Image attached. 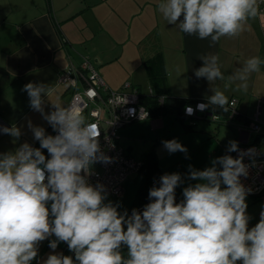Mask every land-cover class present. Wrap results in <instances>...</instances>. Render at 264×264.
I'll list each match as a JSON object with an SVG mask.
<instances>
[{
  "label": "clouds",
  "instance_id": "clouds-1",
  "mask_svg": "<svg viewBox=\"0 0 264 264\" xmlns=\"http://www.w3.org/2000/svg\"><path fill=\"white\" fill-rule=\"evenodd\" d=\"M158 9L183 33L210 38V47L222 37L238 36L260 14L258 0H162ZM199 59L203 65L194 74L205 78L214 94L195 109L186 106V114L210 107L228 112V97L214 87L217 80H225L218 55ZM262 64L259 57L247 59L227 77L225 87L239 81L236 90L246 92L250 75ZM21 90L56 135L29 121L40 147L24 142L15 151L0 153V264H32L40 242L53 235V252L64 242L74 258L50 253L43 264H264V208L249 230L246 197L251 190L240 180L250 167L245 156L254 166L255 148L240 150L230 141L227 152H238V157H217L204 170L189 165L187 179L199 182L183 188L179 203L176 189L184 183L182 175H161L159 186L149 189L150 202L129 215L107 200L103 184L89 182L92 166L112 158L102 151L100 130L86 121L82 106L52 103L54 110L45 112L49 85L29 82ZM0 132L13 142L22 135L16 125L0 126ZM162 144L170 154L182 152L187 158V148L176 139Z\"/></svg>",
  "mask_w": 264,
  "mask_h": 264
},
{
  "label": "crops",
  "instance_id": "crops-1",
  "mask_svg": "<svg viewBox=\"0 0 264 264\" xmlns=\"http://www.w3.org/2000/svg\"><path fill=\"white\" fill-rule=\"evenodd\" d=\"M161 2L0 0V126L16 125L22 132L15 142L10 135L0 132V153L15 151L24 142L34 146L29 121L43 128L49 125L39 112L30 108L29 97L21 90L25 84L49 85L48 97L44 99L45 112H50L54 110L52 103H67L63 102V97L68 88L57 82L61 69L69 63H80L82 57L88 55L99 73V67L107 63L105 59L109 60L108 55L115 57L110 61L117 59L129 41H135L142 67L143 60L156 53L161 55L166 71L165 93L188 99H207L214 94L209 82L205 78H197L194 73L203 65L199 57L218 55L225 80H217L214 87L224 92L228 99L237 98L240 117L234 123L226 124L206 117L183 116V108H180L150 113L146 119L123 124L118 129L117 142L126 154L143 161L148 153H152L158 165L156 175L141 167L125 179L122 194L132 197L128 211L149 201V189L154 185L159 186V177L169 173V167L174 164L185 180L189 165L204 170L211 166L215 158L230 155L231 152H227L229 142L239 143L241 140L242 119H252L257 97L264 99V64L259 72L250 75L246 92L236 90L239 81L225 87L227 77L242 68L247 59L259 57L264 61V0H258V3H262L259 6L260 14L248 21L245 31L236 37H222L211 47L210 38L201 40L197 35H188L176 25H170L158 9ZM96 37L120 45L114 53L105 41L92 46L91 41ZM145 76L146 91L142 90L141 83L129 81L143 95L148 94L150 87L146 71ZM122 85L109 87L120 89ZM179 111L182 118L177 117ZM259 118L264 120V106ZM172 139L187 148V158L185 153L170 154L163 147L162 141ZM192 182L195 184L199 181ZM182 192L183 189L177 187V203L183 199ZM255 196L260 199L262 210L264 191ZM48 243L49 239L40 242L38 257L32 264H43L48 254L57 253Z\"/></svg>",
  "mask_w": 264,
  "mask_h": 264
},
{
  "label": "built area",
  "instance_id": "built-area-1",
  "mask_svg": "<svg viewBox=\"0 0 264 264\" xmlns=\"http://www.w3.org/2000/svg\"><path fill=\"white\" fill-rule=\"evenodd\" d=\"M261 4L259 2V6ZM57 82L69 88L70 97L66 105L74 102L81 105L86 121L97 124L100 130L101 149L107 156L112 158L110 163H95L92 166L91 175L88 177L89 182L93 185L97 182L103 184L107 193L113 196L121 195L125 179L130 174L137 172L142 162L126 154L117 142V132L125 123L149 117V110L141 102V91L127 81L123 83L120 89L110 88L102 79L88 55H84L80 63H69L61 69ZM148 94H151L150 87ZM158 99L162 101L163 96L160 95ZM198 103L204 102L203 100H196L193 103L186 104L183 107V114L190 117H206L226 124L235 122L234 119L238 113L236 97L229 99V111L226 117L207 110H196L193 115H187L185 107L191 106L195 109ZM262 106H264V99L257 97L255 116L250 122L243 124L244 127H240L242 136L238 148L240 150L255 148L257 151V155L254 157V166H252L253 160L245 156L244 163L250 165L248 176L240 178L245 188L251 190L249 194H259L264 191V120L259 118ZM257 134H259V140L254 141L253 137ZM50 135H56L53 129L50 131ZM259 142L262 144H259ZM42 151L48 157L47 150L42 149ZM230 155L236 158L238 152H231ZM149 202L138 204L134 208L142 211ZM132 209L128 211L129 215ZM52 239H55L54 235L49 238V241ZM61 250L65 252V255L74 258V253L69 251L66 243L62 242Z\"/></svg>",
  "mask_w": 264,
  "mask_h": 264
},
{
  "label": "rangeland",
  "instance_id": "rangeland-1",
  "mask_svg": "<svg viewBox=\"0 0 264 264\" xmlns=\"http://www.w3.org/2000/svg\"><path fill=\"white\" fill-rule=\"evenodd\" d=\"M125 30V29H124ZM103 41H105L103 38H94V40L91 41L92 46H98V44H101ZM106 42V41H105ZM109 46V50L113 53L117 51L118 46L120 44H114L106 42ZM128 45V46H127ZM125 47V51L123 52L120 57L117 59H114L110 61L111 59L115 57H111L112 55H108L109 60H106V64H103L99 68V73L101 74L102 78L109 84L112 88H117V86L120 84L125 83L126 81L129 82L130 80L141 83L142 90L146 91V76H145V70L140 65V57L138 55V49L136 47V42L129 41V44H127ZM95 52H91L90 54H93ZM120 53V51H119ZM110 56V57H109ZM118 84V85H117ZM122 88V87H121ZM70 97V91H68L65 96L63 97V102L68 101ZM46 134L50 135V131L52 130L50 125H47L45 128ZM35 144L33 147H40L39 141L35 140ZM169 170V173L178 172L176 168V164L173 165V167ZM133 179V178H132ZM135 179V178H134ZM192 181L187 179V176L185 177L184 183L180 185V188L187 187L189 183ZM193 184V182L191 183ZM130 195H124L121 194L119 196H113L108 193L107 200L112 201L114 204H119L120 207L118 208V211L123 212L125 209H129V205L131 202ZM107 202V201H105ZM246 202L248 205L247 213L251 217L249 221V230L255 226L256 223L259 222V212L261 210V201L259 198H255L252 194H248L246 197ZM61 245L62 242H60L57 246V249L55 250L57 253H61ZM126 248V247H125ZM127 252V248H126ZM238 264H241V262H238Z\"/></svg>",
  "mask_w": 264,
  "mask_h": 264
},
{
  "label": "trees",
  "instance_id": "trees-1",
  "mask_svg": "<svg viewBox=\"0 0 264 264\" xmlns=\"http://www.w3.org/2000/svg\"><path fill=\"white\" fill-rule=\"evenodd\" d=\"M142 65L147 72V78L149 81V85L151 88V94L147 95H141V102L147 107L149 110V113H157V112H162L167 109H177L179 110L180 108H183L186 104L188 103H193L196 100H203L204 103H207V99H200V98H195V99H188L184 97H177V96H172L167 93H165L167 89V82H166V71L162 65V57L159 53L154 54L150 58H147L143 60ZM68 88V86H67ZM69 91V88H68ZM165 93V95H163ZM160 95H163V100L160 101L158 97ZM208 112L211 113H216L219 114L222 117H226L228 115V112H224L219 108H216L213 110L211 107L207 109ZM182 115L183 114V109L181 111ZM180 114V111L178 112L177 117L182 118ZM240 117V112L238 111L237 115L235 116V119H238ZM242 119V118H241ZM243 124H247L250 122L252 119H242ZM254 141L259 140V134L253 137ZM141 167H144L147 169V171L151 174L156 175L158 172V165L156 162V158L152 155V153H148L143 161H141ZM140 167V168H141ZM160 178V177H159ZM261 194V193H259ZM259 194H252L253 196L259 195ZM256 198V196H255ZM177 202V201H176ZM123 254H127L126 248H122ZM61 253L65 255V252L61 250Z\"/></svg>",
  "mask_w": 264,
  "mask_h": 264
}]
</instances>
